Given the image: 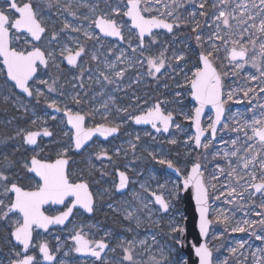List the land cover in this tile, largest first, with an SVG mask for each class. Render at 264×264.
<instances>
[{
    "label": "snow or ice",
    "instance_id": "obj_1",
    "mask_svg": "<svg viewBox=\"0 0 264 264\" xmlns=\"http://www.w3.org/2000/svg\"><path fill=\"white\" fill-rule=\"evenodd\" d=\"M172 2L179 6L177 0H172ZM103 3L104 7H101L100 0H95V2H86V0H0V66H2L0 74L4 76L3 84L11 90L18 89L27 97H34L37 104L40 98H44L47 101V108L55 112H63L66 120L62 123L67 129H61L64 138L62 141H54L57 143L55 159L50 156L41 157V152L45 149L38 144V138H52L56 133L49 129L47 120L40 116L30 120V128H18L14 136L6 138L7 140L20 138L22 141V144L14 147L11 153L0 156V222L7 227L8 243L12 245V256L8 264H40L41 257L47 264H65V261L58 259L56 255L60 252V247L53 249L47 241L36 242L33 235L34 230L43 229L47 232L50 226L66 227L67 223L71 222L70 217L75 214L74 210H83L81 214L89 215L96 212L97 197L90 191L84 171L77 172L74 169L77 161L73 157L77 154L83 155L88 142L97 134L107 139L115 136L121 128V123H113L108 119L109 113L102 116L103 123L87 127L86 122L94 118L98 110L74 111L67 103L61 108L57 99L49 100L41 87H33L40 66L47 70L50 67L59 68L60 64H65L71 68L80 69L82 80L85 71L82 65L85 58H88L89 62L100 61L95 45L103 47L105 38L109 37L125 42V31L127 30L128 48L133 53L139 51V55L144 57V59H137L135 63L145 69V76L158 79L159 75L164 74L162 70L171 67L167 63L166 49L156 56L145 57L144 53L150 51L158 43L156 39L158 34L154 32V29H166L168 33H172L174 26L179 27L181 18L175 15L174 9L166 12H159V9H156L155 11L159 14L152 15L153 5L160 4L161 0H103ZM193 3H196V0H193ZM208 4L209 0H199L198 8L204 10ZM164 7L169 8L168 5ZM211 7L214 9L213 22L210 26L212 30L207 36L202 30H198L201 29V25L195 19L197 12L190 13L193 24L192 32L199 52L196 61L184 73V80L188 89L187 94L196 106L191 111L179 113L185 120L191 121L194 126L195 133L188 139L193 142L195 148L205 149L209 147V143L202 142V138L208 139L206 133L214 139L218 125L223 128L229 127L227 123L222 124V118L226 111L225 105L234 99L236 92L239 91L244 97H249L256 91L252 86L232 88L227 81L246 73L247 67L251 65L259 76L248 72L247 80H259L264 84V0H235V2L234 0H213ZM84 8L87 12L81 11ZM53 9L63 17L62 25L58 30L55 27L50 30L48 25L49 14ZM198 14L205 16L206 12L199 11ZM166 17H173V22H169ZM73 33L76 35L73 36ZM62 37H67V40ZM45 41L47 47H42ZM21 44L25 46L21 47ZM108 51L114 53L112 48ZM172 59L187 62L182 53L173 54ZM116 60L131 63L123 49L119 50ZM115 66L114 62L107 63L109 69H114ZM177 66L182 69L181 65ZM125 71V69L115 71L114 75L118 79H123ZM99 75L107 83H114L106 72L101 71ZM136 82H139L138 78ZM39 85L44 86L48 93L57 91L56 79L49 81L41 78ZM259 91L264 93V86H261ZM12 94L16 95L14 91ZM181 95L180 92L176 93L178 97ZM7 100L8 97H5V101ZM71 102L79 105L83 100L77 94L71 97ZM162 103L165 102L158 101L140 115H129L128 119L137 125L150 124L157 133H167L173 126L181 129L180 124L174 123L173 112L163 110ZM206 106L214 109L215 118L209 117L210 122L205 127L201 118ZM20 107L25 113L29 111L27 105L22 104ZM260 107L264 108V105ZM117 111L127 113L128 109H117ZM50 119L55 121L57 117L52 115ZM231 130L243 132L247 146L244 148L246 154L239 157L242 161L244 175H239L235 167L231 168L228 175L232 176L236 173L239 180H245L253 190L250 195L256 193L264 195V112H261L258 118L253 116L251 120H245L239 128ZM139 139L140 137L137 136L136 140ZM169 143L174 145L177 140L171 139ZM129 144L135 149V144L131 141ZM232 144L235 147L236 140H233ZM25 145L35 146L31 149L33 155L28 158L21 154L20 159L13 158L15 153ZM257 146H259V151L256 150ZM37 148L40 150L37 151ZM239 151L236 149L224 155L236 157ZM117 155H119V150H117ZM149 155L159 164L172 169L177 176H183L180 183H173L172 188L167 189V197L163 193L153 192L151 194L154 197L153 203L159 206L158 212L161 213L160 219L153 221V224L171 241L167 245H159V257H151L152 264H197L191 255L187 259L182 255L186 246L184 216L181 214L177 219L174 214H171L174 201L180 199L181 192H187L189 189L192 190L191 199L195 201V212L199 214V232L195 243L190 245V249L198 258V264H213V254L208 243L200 242V237L208 236L209 227L213 223L209 218L210 194L208 182L204 179L202 164L198 159H193L190 161V168L181 172V169L176 167L171 159L160 158L153 152H149ZM94 157L95 160L101 162L112 161V156L104 148L95 152ZM96 171L99 169L91 164L90 155L87 175L91 176ZM223 171L224 169L221 168L220 172L223 173ZM117 174L119 182L115 187L119 191L129 183V177L124 171L118 169ZM212 179L218 180L219 177L213 173ZM141 187L144 186L141 185ZM159 187L165 188L166 185ZM212 187L215 188V185ZM234 193L236 189L233 187L228 195L232 196ZM103 195V193L100 194V199H103ZM216 199L219 197L217 196ZM228 202L231 203V201ZM45 205H63L65 210L60 211L58 215H46ZM108 207L113 206L109 204ZM260 207L264 208V203ZM256 215L262 218L259 221L237 222L231 230L245 232L253 229L252 234L256 236V239L264 240V235L257 234L255 231L257 225L264 230V212H257ZM165 217L168 218L166 223L164 222ZM221 217L224 221L228 220L222 212L217 215L216 219L219 221ZM124 219L130 222L135 219L136 227H140V220L134 217L133 212H127ZM128 230L132 231V228L129 227ZM105 235L111 236V233H105ZM69 239L72 241L69 251L93 257L100 264H109L103 255L106 250L115 251L114 248H110L105 239H90L83 226L75 228ZM152 240L156 242V236H153ZM139 243L144 244L145 241L141 240ZM243 246L241 242L239 247ZM119 247L124 252L123 261L136 264L134 242L122 241ZM230 251L235 254L238 248H232ZM68 254L69 252H64L65 256ZM123 261L120 264H123ZM257 264H264V258L258 260Z\"/></svg>",
    "mask_w": 264,
    "mask_h": 264
},
{
    "label": "rangeland",
    "instance_id": "obj_2",
    "mask_svg": "<svg viewBox=\"0 0 264 264\" xmlns=\"http://www.w3.org/2000/svg\"><path fill=\"white\" fill-rule=\"evenodd\" d=\"M86 2H95V0H86ZM213 0H209V4L204 10L198 8L199 0L193 3V0H177V5H174L172 0H161L160 4L153 5L152 15H158L156 9L159 12H166L170 9H174L175 15L181 18L179 27L173 28L172 33H168L165 30L154 31L158 35L156 39L157 45L151 48L150 51H146L144 56L159 55L162 50L166 51L167 63L171 67H167L163 75H159L158 79H153L144 75L145 69L139 64L135 63L137 59H144L139 55V51L133 53L128 48L127 30L125 31L126 41L120 42L114 38H105L101 47L95 45L100 55L99 62H89L88 58H85V62L82 68L85 69L83 79L80 78V69L71 68L65 64H60L59 68L50 67L45 70L42 68L39 70V74L35 79L33 87H41L45 91L49 100L57 99L60 103V107L63 108L67 103L73 110L92 111L98 110L94 118H90L87 121V125L94 126L97 123H103L102 116L105 113H109L108 119L113 123H121V133L112 137L110 140H94L89 146H87L83 152V155H79L74 159L77 164L74 169L77 172L84 171L85 178L90 185V191L97 197V210L93 215L83 213V210L76 211L70 219V223L67 226L57 227V229L51 230L47 233L40 232L36 235L35 241L42 242L47 241L51 248L55 249L60 247V252L56 253L58 259H63L65 264H93L95 258L82 256L74 251H69L72 247V241L69 239L74 229L80 226L84 227L85 233L88 234L90 239H105L110 248H114L115 251L106 250L105 259L109 264H120L123 261L124 252L119 247V244L127 241L134 242V260L136 264H152L151 257H159L158 247L159 245H167L171 243L167 235L162 234L161 231L153 224V221L160 219L161 213L158 212V205L153 203L154 197L151 195L153 192L157 194L163 193L167 197V189L172 188L173 183H180L181 178L170 171L166 165H161L157 160H153L149 155V152L156 153L160 158L171 159L176 165L184 172L186 168H190V161L198 159L202 164V171L204 172V179L208 182V191L210 194V219L213 221L210 227L209 234L206 238L209 248L211 249L213 256V264H257V261L264 258V240L256 239V236L252 234L253 229H248L245 232H234L231 229L237 225V222L244 220L259 221L262 217L256 215L257 212H264V208L260 205L264 203V195L256 193L250 195L252 189L248 186L245 180L235 179V176H229L231 167L225 165L220 166V161L215 157V148L209 147L207 149L195 148L189 136L194 135L193 125L191 121L185 120L182 115H179L181 111L188 112L194 109L195 102L192 101L190 95H188V89L184 80V73L192 64L196 61L199 49L196 46L194 40V33L192 32L193 24L191 23L190 13L197 12L195 17L201 25V29L205 36L212 30L210 26L213 22L214 9L211 7ZM235 2V0H234ZM101 7H104L103 0H100ZM164 5H168L166 9ZM234 6V3H233ZM82 12H87V9H81ZM199 11H205V16H200ZM168 21L173 22V17H166ZM63 17L53 9L49 14L48 25L51 30L55 27L57 30L62 25ZM233 23H235L233 21ZM73 36L76 34L73 33ZM23 39V38H22ZM67 40V37H62ZM83 39V37H81ZM25 45L21 44V47ZM42 47H47V42ZM135 47V43H133ZM112 48L114 53H109L108 49ZM123 49L126 53V57L129 62H121L116 60V55H119V50ZM91 50V42H90ZM185 56V61H176L172 59L173 54ZM107 57V60H105ZM114 62L115 68L109 69L107 63ZM177 65H181L178 67ZM2 67V66H0ZM125 69V75L123 79H118L114 73ZM101 71L106 72L114 83H107L103 80V77L99 75ZM250 73H259L251 65L247 67L246 73H242L240 76L229 79L227 84L232 88H242L243 76ZM139 74V76H138ZM46 79L51 81L57 80V91L48 93L47 89L39 85V79ZM137 78L139 82L137 83ZM4 76L0 74V105L4 104L6 107L0 108V115L2 113H11L7 117L0 118V122L4 127H16L18 118L30 123L31 119L36 116H40L47 120V126L51 127L57 122V141H62L61 129L67 130L64 123L66 118L63 112H55L54 110L47 108V101L44 98H40L39 104L34 97L27 99L23 94L19 93L16 89L11 90L3 84ZM99 81V82H97ZM259 83L261 81H258ZM81 84L83 85L81 87ZM179 85V87H178ZM256 91L251 93L249 97H244L241 92L237 91L234 95V99L239 100L238 105H235L230 101L225 105L226 111L223 120L231 115L232 109L235 107V111L238 110L244 116L245 120H251L252 113L256 112L260 115V107L257 104L261 94L259 88H255ZM13 91L16 95H13ZM182 93L181 96H176V93ZM63 93V95H60ZM79 94L82 97L83 102L79 105H74L71 102V97ZM5 97L8 100L5 101ZM138 98V99H137ZM162 101L161 107L165 111H172L175 117L174 123L180 124L181 129H176L174 126L170 128L166 134L164 132L157 133L151 125H135L132 120L128 119L129 115H137L142 113L147 108L151 107L154 103ZM179 101V102H178ZM27 105L29 111L24 112V109L20 105ZM107 105V107H105ZM127 108L128 112L117 111V109ZM38 109L42 112L39 113ZM259 109V110H258ZM56 116L54 121L50 119V116ZM209 117L214 119V113L211 109L205 112L202 119V124L206 127L210 122ZM222 120V124L223 121ZM18 124V123H17ZM20 127H17V129ZM27 128V127H22ZM231 129L218 126L216 137L213 139L208 133L207 140H202L204 143H212L217 138H220L224 132L229 136L232 134ZM147 133V134H146ZM242 134H244L242 132ZM3 134L0 135V137ZM139 136L140 139L136 140ZM239 136V135H237ZM244 136V135H242ZM231 137V136H230ZM1 139V138H0ZM176 139V144H170L169 140ZM7 143V139H4ZM244 140V139H243ZM135 144V149L130 147L129 142ZM187 141V143H185ZM238 142V139L236 140ZM229 145V143H227ZM237 143L234 149H238ZM104 148L108 151V154L112 156V161L104 160L103 162L95 160L94 153ZM119 150V155H117ZM38 151V150H37ZM190 153V155H189ZM246 153H238L236 157H231L232 164L236 165L239 161V156L243 157ZM3 155V154H2ZM91 155V164L95 165L99 171L94 172L93 175L88 176L87 171L89 168V157ZM218 160V161H217ZM224 169L223 173L216 174L218 180H210V172L208 169L209 164ZM231 164V165H232ZM233 165V166H234ZM117 169L127 172L130 179L129 187L126 191L117 192L115 185L117 184ZM106 173L102 175L101 173ZM234 178V179H233ZM243 183V186L241 185ZM143 185L144 187H141ZM160 185H166L165 188H160ZM215 185V188L212 187ZM241 189L238 193H234L232 196L228 195L231 188ZM147 189V190H146ZM103 193V199H100V194ZM243 194L242 196L240 194ZM139 196L147 200L148 208L153 212V215L149 217L143 212L141 204L138 203ZM219 199H216V197ZM138 199V200H137ZM228 201H231L229 203ZM111 204L113 207L109 208ZM218 205V206H217ZM222 210H220L221 208ZM253 211V212H251ZM127 212H133L134 217H138L140 220V227H136L135 219L131 222L124 219ZM223 213L228 217L227 221L223 220V217L218 221L216 219L219 213ZM248 212L251 215H248ZM177 219L182 214L184 218L186 214L183 209L182 194L180 193V199L174 201V208L172 213ZM145 215V217H144ZM165 217V223L167 222ZM91 226V227H89ZM129 227L132 231H129ZM167 230L165 229V232ZM257 234L264 235V230L259 225L255 227ZM105 233H111V236H106ZM156 236V242H153L152 237ZM0 239L4 243V249L0 252V264H8L9 259L12 256V245L8 243L7 239V227L3 222H0ZM143 240L144 244L139 242ZM255 241V242H254ZM243 242L244 246L239 247V244ZM15 242L13 241V244ZM235 246V247H234ZM238 248V251L233 254L230 249ZM64 252H69L67 256ZM255 253V255H253ZM185 259L187 256L182 253ZM42 262V257L40 259ZM95 264H100L99 261H95ZM123 264H128L127 261H123Z\"/></svg>",
    "mask_w": 264,
    "mask_h": 264
},
{
    "label": "bare ground",
    "instance_id": "obj_3",
    "mask_svg": "<svg viewBox=\"0 0 264 264\" xmlns=\"http://www.w3.org/2000/svg\"><path fill=\"white\" fill-rule=\"evenodd\" d=\"M254 74H256V73H254ZM257 76H259V75H257ZM243 78H244V80H243V82H241L242 83V87L252 86L254 88H260L261 86H264V84H262L261 82L260 83L258 82L259 80H257V81H248L247 80V74H245L243 76ZM232 103L234 104V106L238 105L239 100L233 99ZM257 104L259 105V107L261 105H264V96L262 94H261V96L259 98V102ZM234 109H232V112H231V115L229 116V118L227 119V117H226L225 120H223L224 121L223 123H227L229 125L228 128H225L226 130L233 129V128H239L244 123L243 114L241 112H239L238 110L235 111ZM261 112H264V108L260 107V114H261ZM252 115L257 117V118L260 116V115L258 116L256 112L252 113ZM236 121H239V123H236ZM231 133L232 134L230 135L231 137L229 136V139H228L229 133L226 134L224 132L223 134H221L220 138L215 139L209 145H210V147H214L215 148V152H214L215 153V157H217L219 159L220 166L224 167L225 165H228L231 168L235 167L237 169V173H239V175H244V170L242 168V161H239L236 165H234L235 163L232 164V162H231V157L232 156L231 155H229V156H225L224 155L226 152L229 153V154L232 152L231 148H230L231 146L234 149V146L232 144L233 140H237L238 139V142H236L237 143V147L236 148H238L240 150L238 153H243L244 152V148L247 146L245 144V138H244V136H242V135H244V134H242V132L231 131ZM237 135H239V136H237ZM227 143H229V145H227ZM256 150L257 151L260 150L259 146H257ZM239 157H241V156H239ZM208 169H209V172H210V180L212 179L213 172H215L216 174H218L220 172V167L213 166L212 163L209 164ZM249 170H251V168ZM234 176H235L236 180H239V176L236 173L233 174V177ZM243 183L244 182H241L242 186H243ZM237 191L239 193L241 191V189H236V192ZM138 203L141 204V207H142L143 212L145 214L148 213L147 215L149 217H151L153 215V212L150 210V208H148L147 200H145L143 197L139 196ZM144 205H147V207H144ZM220 210H222V208ZM251 212H253V211H251ZM248 215H251V214L248 212ZM144 217H145V215H144Z\"/></svg>",
    "mask_w": 264,
    "mask_h": 264
},
{
    "label": "flooded vegetation",
    "instance_id": "obj_4",
    "mask_svg": "<svg viewBox=\"0 0 264 264\" xmlns=\"http://www.w3.org/2000/svg\"><path fill=\"white\" fill-rule=\"evenodd\" d=\"M43 68V66H40V68L38 69V72H37V75L39 74V70H41ZM32 83V82H30ZM18 92L19 90L16 89ZM20 93V92H19ZM23 94V93H21ZM27 99H30L32 97H27L26 94H23ZM6 107L4 104H1L0 105V108H4ZM39 113H41L42 111L40 109H38ZM11 115V113H2L0 115V118H2L3 116L4 117H7L8 115ZM141 113L137 114V115H140ZM66 118V117H65ZM18 123V124H17ZM15 125H17L16 127H12V125H10L9 127H4L3 124L0 122V135L3 134V136H1L0 138V156H2V154H8V153H11L13 148L16 147V146H19L22 144V141L20 140V138H16V139H13V140H8L7 143L4 139H6L7 137L9 136H14L15 135V131L17 130V127H27V128H30L31 127V124L28 122V121H23L21 119L18 118V122H17ZM134 123V121H133ZM135 124V123H134ZM137 125V124H135ZM86 126L87 127H93L91 125H87V122H86ZM193 127V126H192ZM171 128V127H170ZM50 130H52L54 133H56V135L52 138H49V137H43L42 139L38 138V144L40 145L41 148H44L45 150L43 152H41V157H46V156H50L52 159H55V151L57 150V143H55L54 141H57V122L55 123V125L49 127ZM170 130V129H169ZM169 132V131H168ZM167 132V133H168ZM121 133V129L120 131L118 132V134ZM166 133V134H167ZM118 134H116L115 136H117ZM115 136H111L109 139H106V140H110L112 137H115ZM96 139H101L100 137H95L89 144H91L94 140ZM204 139V138H203ZM202 139V140H203ZM103 140V139H101ZM104 140V141H106ZM89 144L87 146H89ZM86 146V147H87ZM35 147V146H23L20 148V151L19 152H16L14 157L15 159H20L21 158V154H23V156L25 157H28L30 158L31 155H33V152H32V148ZM27 149V150H26ZM36 150H40L39 148H37ZM84 152V150H83ZM79 157V154L75 155L73 157V159H76ZM75 166V165H74ZM170 170V169H169ZM121 171V170H120ZM172 171V170H170ZM125 172V171H124ZM173 172V171H172ZM117 173V172H116ZM127 173V172H126ZM10 174V173H9ZM128 176V175H127ZM129 177V176H128ZM180 178V177H179ZM118 180V179H117ZM118 182V181H117ZM129 184H130V179H129V183H128V187H129ZM127 187V189H128ZM126 189V190H127ZM125 190V191H126ZM118 192V191H117ZM65 210L64 206L63 207H59L57 205H45V214L46 215H57L60 211H63ZM74 213H75V210H74ZM89 215V214H88ZM93 215V214H92ZM70 219H72V217H70ZM57 227H61V226H51L49 228V231L51 230H54V229H57ZM63 227V226H62ZM40 232H43L42 229H35L34 230V237H36V235ZM47 232H44V233H47ZM43 242V241H42ZM4 249V243L3 241L0 239V252L3 251Z\"/></svg>",
    "mask_w": 264,
    "mask_h": 264
},
{
    "label": "water",
    "instance_id": "obj_5",
    "mask_svg": "<svg viewBox=\"0 0 264 264\" xmlns=\"http://www.w3.org/2000/svg\"><path fill=\"white\" fill-rule=\"evenodd\" d=\"M170 22V21H169ZM156 30H165L167 31L166 29H154V31ZM115 39V38H114ZM208 109H211L214 113V109L211 108V106H206L205 107V111H204V114L202 115V118L204 117L205 115V112L208 110ZM214 118H215V113H214ZM223 120V118H222ZM140 125H149V124H140ZM219 126V125H218ZM217 126V127H218ZM193 130L195 132V129H194V126H193ZM118 134V133H117ZM95 137H100L101 139L103 140H106L104 137H101L99 136L98 134L96 136H94L92 138V140L95 138ZM111 137V136H110ZM110 137H108L107 139H109ZM203 139V138H202ZM91 140V141H92ZM89 141L88 144L91 142ZM172 170V169H170ZM120 171V170H119ZM173 171V170H172ZM126 173V172H125ZM173 173H175L173 171ZM127 175V173H126ZM176 175V173H175ZM177 176V175H176ZM181 178V181L183 179V176H178ZM117 179H118V182H119V177H118V174H117ZM117 182V184H118ZM128 187V184L126 185V187L124 189H121L119 190L118 192H122V191H125ZM182 194V201H183V209H184V212L186 214V217L184 218V224L186 225V233H185V240H186V246L185 248L183 249V253L186 254L187 258L189 257V255H191V258L193 260H195L198 264V258L195 257L194 255V252L191 251L190 249V245L195 243L196 241V237L198 235V232H199V228H198V223H199V214L195 212V201L194 199H191V195H192V190L189 189V191L187 192H181ZM59 207H63V205H57ZM210 206V205H209ZM59 214V213H58ZM57 214V215H58ZM210 218V217H209ZM51 227V226H50ZM49 227V228H50ZM62 227V226H61ZM211 227V225H210ZM210 227H209V231H210ZM43 232H45L43 229H42ZM209 234V233H208ZM206 238L207 237H200V242L201 243H205L206 242ZM78 254V253H77ZM213 254V253H212ZM80 255V254H79ZM213 256V255H212ZM43 263L47 264V262H44L42 260Z\"/></svg>",
    "mask_w": 264,
    "mask_h": 264
}]
</instances>
